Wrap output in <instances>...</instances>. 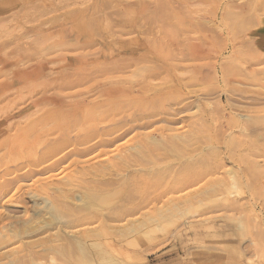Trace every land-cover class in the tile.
<instances>
[{"label":"rangeland","instance_id":"rangeland-1","mask_svg":"<svg viewBox=\"0 0 264 264\" xmlns=\"http://www.w3.org/2000/svg\"><path fill=\"white\" fill-rule=\"evenodd\" d=\"M0 264H264V0H0Z\"/></svg>","mask_w":264,"mask_h":264},{"label":"bare ground","instance_id":"bare-ground-1","mask_svg":"<svg viewBox=\"0 0 264 264\" xmlns=\"http://www.w3.org/2000/svg\"><path fill=\"white\" fill-rule=\"evenodd\" d=\"M43 100H46V99L43 98ZM45 102H46V101H45ZM36 129H37V128H36ZM12 131H13V130H12ZM39 131H40V130H39ZM35 133H36V132H35ZM76 179H77V178H76ZM74 180H75V179H74Z\"/></svg>","mask_w":264,"mask_h":264}]
</instances>
